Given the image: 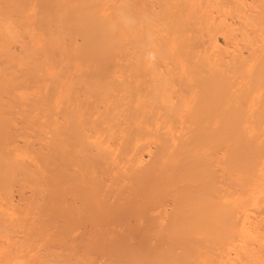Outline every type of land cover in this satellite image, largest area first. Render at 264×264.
<instances>
[{"label":"bare ground","instance_id":"obj_1","mask_svg":"<svg viewBox=\"0 0 264 264\" xmlns=\"http://www.w3.org/2000/svg\"><path fill=\"white\" fill-rule=\"evenodd\" d=\"M246 1L0 0V264L81 262L68 242L39 252L40 236L32 234L12 246L18 215L7 210L18 184L38 187L35 206L50 205L58 218L46 224L62 229L76 213L58 211L61 198L94 216L96 179L141 162L143 179L164 173L156 197H180L171 205V218L177 212L180 219L168 235L175 239L166 232L162 241L174 245L162 243L145 264H258L252 249L262 244L255 224L264 221V0ZM59 142L69 150H55ZM36 147L37 164L21 152ZM144 151H151L146 159ZM241 175L246 181L238 184ZM89 250L91 261L102 255L105 264L122 263L103 244Z\"/></svg>","mask_w":264,"mask_h":264},{"label":"rangeland","instance_id":"obj_2","mask_svg":"<svg viewBox=\"0 0 264 264\" xmlns=\"http://www.w3.org/2000/svg\"><path fill=\"white\" fill-rule=\"evenodd\" d=\"M247 3H248V0L246 1ZM249 2H250V0H249ZM27 20H28V18H26ZM26 20V21H27ZM72 80H75V78H72ZM46 131H48V130H46ZM56 135H58L56 132H54ZM44 134H46V133H44ZM48 134V133H47ZM191 135V132H188V135ZM49 135V134H48ZM185 135H187V134H185ZM58 137V136H57ZM60 137V136H59ZM58 137V138H59ZM185 137H187V136H185ZM184 137V138H185ZM190 137V136H189ZM26 138V137H25ZM24 138V139H25ZM23 139V140H24ZM30 139V141L31 140H33V139H31V138H29ZM28 138L26 139V140H29ZM186 139V138H185ZM187 139H190V138H187ZM186 139V140H187ZM22 140V139H21ZM22 140V141H23ZM59 140H61L60 138H59ZM180 140V139H179ZM35 141V140H34ZM181 141V140H180ZM40 142H42V141H40ZM39 142V143H40ZM46 142V141H45ZM60 144V146L59 145H57L56 147H55V150H57V151H60V149H61V151L60 152H65L66 150L68 151L69 149H67L66 147H64L65 145L64 144H61V142H59ZM176 143H179V142H177L176 141ZM42 144L43 145H45V143H44V141L42 142ZM153 143H151V145H152ZM150 145V146H151ZM59 146V150L57 149V147ZM147 148H149V149H145V150H151V151H153V146L152 147H147ZM35 149H37L38 150V147H36V148H34V150L32 149V150H24V149H21V152H23L22 154H23V156L25 157V159L26 160H29L28 162H32V163H36L37 164V162H36V160H35V153L34 152H36V150ZM34 151V152H33ZM41 151L43 152V153H46L47 152V150L46 149H44V148H42L41 149ZM150 151V152H151ZM28 152V153H27ZM32 152V153H31ZM50 152H51V148H50ZM142 152H143V150H142ZM150 152H148V151H144V153H143V156H144V159H146V156L148 155V153H149V155H150ZM214 152H215V150H214ZM213 152V153H214ZM219 153H221V152H223V153H225L226 154V156L228 157L229 155V153H231V150H229V151H225V150H221V152L220 151H218ZM227 152H229V153H227ZM30 153V154H29ZM147 153V154H146ZM211 153H212V151H211ZM215 153H217V151L215 152ZM218 154V153H217ZM146 155V156H145ZM34 157V158H33ZM234 157V159H235V156H233ZM230 158V157H229ZM232 159V158H231ZM231 159H228V160H231ZM223 162V161H222ZM141 163H143V162H141ZM141 163H138L137 165H135V164H131V166L130 165H126V166H120V168H116L114 171H112V170H110L109 172H107V174H105L104 175V177L103 176H101V177H99V178H97L96 179V181H97V184H100L99 186V189L96 191V192H94V193H92L91 194V196H92V203H93V206L95 207V213H96V215H94V216H92V214L90 213V212H87V211H84V210H78V208H79V206L81 205L80 203H78L77 201H75V203H72V205L71 204H68V203H65V202H63L61 199L59 200V202H58V206H57V210L58 211H65V210H68V209H70V208H73V210L75 211V216H74V218L73 219H71V220H69V221H66V222H64V226L62 227V229H59L60 227H57V228H55V227H53V226H49V225H47L48 224V222H54L55 220H57V214H56V211L54 210V209H52V208H48V207H50V205H48L47 207H46V210H45V208L44 209H42V210H40L39 208H37L36 206H35V203L37 202V195L35 194V193H33V190L35 189V188H38L36 185H26V184H23V183H20V184H18V189H17V187H15V188H13V190L15 191H13L14 193H12V197L10 198V201H12V203L10 204V205H8V203H6L10 208L7 210L13 217H12V219L14 218V216L15 215H18L17 217H18V219L15 221V219L17 218V217H15L13 220H14V226H15V231H14V233H13V237H12V240L10 241V243H13V241H15L13 244H12V246H18V245H21V244H24L23 242L25 241V243L26 242H28L29 240H30V237H31V235L33 234V235H37V236H40V239H41V241H40V243H39V247H38V249H39V252L40 251H43V250H45V249H50V250H54V248H55V246H56V243H58V242H62L64 245H66V243H67V245H68V247H66L68 250H70L71 251V249H72V251L73 250H75V258L77 259V260H81V262H79L80 264H89V262H90V264H91V262H93V264H99V263H106V261H104V259H105V257L104 258H102L103 256L102 255H95V257H92V260L93 261H91L89 258H88V256H86L87 254H86V252L88 253L90 250V247H91V249L94 247V246H96V245H98V244H103L105 247H107V248H112V249H114V251L116 252V253H118V255H120V256H122L123 257V259H122V263L123 264H145L146 262H148V259L150 260V259H153V257H155L156 256V254H159V253H162L161 251H163V248L167 245V243L168 244H172L173 243V239H175L174 238V235H173V237L172 238H170L168 235H172V228H173V225H174V223L175 222H177L178 220H180V219H178L177 221L175 220L176 219V215H177V212H175L176 213V215L174 216L173 215V217H175V219H174V221H173V219L171 218L172 217V208L173 207H175V209H176V206H175V204L173 205V203H175V201L178 203L179 202V200H180V197H179V194L178 193H172V195H171V193H168L167 195H166V199L164 198V196L163 195H158V197H156V195H157V192H158V194H159V191L161 190V188H160V185L161 186H163L164 187V185H165V183L162 181L163 180V174L161 175V173H160V171H155V174H153V176H152V178H150V179H143L142 177H141V172H140V170H142V169H145V167L144 166H146V162H144L143 164H141ZM204 163V162H203ZM221 163V162H220ZM225 163V162H224ZM38 164H39V162H38ZM218 164H219V161H218ZM223 166H224V164L223 163H221ZM140 165H143L142 167L140 166ZM204 164H202V166H203ZM220 165V164H219ZM217 166L218 167V169L219 170H221V166ZM225 165H226V163H225ZM128 166V169L129 170H127V167ZM223 166H222V168H223ZM121 167L123 168V169H121ZM140 167H141V169H140ZM225 167V166H224ZM126 168V169H125ZM138 168V169H137ZM226 168V167H225ZM224 168V169H225ZM120 169V170H119ZM140 169V170H139ZM161 169H162V171H163V169H164V171L166 170L165 168H162L161 167ZM122 170H125V171H122ZM137 170V171H136ZM223 170V169H222ZM221 170V171H222ZM118 173H117V172ZM163 171V172H164ZM132 172H134V173H136V174H133ZM110 175H109V174ZM113 173H115V174H113ZM123 173V174H122ZM140 175H138V174ZM156 173L158 174V175H156ZM116 174H117V176H119L118 177V179L116 178L115 180H114V177H117L116 176ZM113 175V176H112ZM161 177H160V176ZM112 176V177H111ZM125 176H128V177H125ZM129 176H130V178H129ZM103 177V178H102ZM111 177V178H110ZM122 177V178H121ZM141 178L139 181L137 180V178ZM155 177V178H154ZM240 177V176H239ZM242 177V178H241ZM241 177H240V181H238V184H241L242 182H244L243 181V179H245V181H246V175H241ZM119 178H121V179H123V180H121V179H119ZM129 178V179H128ZM136 178V179H135ZM154 178V180H152ZM157 178V179H156ZM103 179V180H102ZM114 181H113V180ZM132 179V180H131ZM137 180V181H135L134 182V180ZM101 180H102V182H101ZM144 180V181H143ZM152 182H151V181ZM109 181H110V183H109ZM117 181V182H116ZM123 181V182H122ZM128 181V182H127ZM132 181V182H131ZM147 181H150V182H147ZM160 181L161 182H163L164 184H162V183H160ZM98 182H100V183H98ZM116 183L117 185H115V184H113V183ZM120 182H122V183H120ZM133 182H134V184H133ZM158 182H159V184L160 185H156V184H158ZM168 182H170V180L168 179ZM125 183L127 184V185H125ZM139 183V184H138ZM141 183V184H140ZM153 183V184H152ZM246 183V182H245ZM244 183V184H245ZM131 184H132V187H131ZM149 184V185H148ZM241 185V186H238V188H240V187H242V188H240V189H244V188H246V185ZM112 185H114V186H112ZM125 185V186H124ZM135 185V186H134ZM139 185H141V186H139V188H141V189H143L144 190V188L145 187H147V188H145V190L143 191V190H141V189H139L138 188V186ZM147 185V186H146ZM152 185V186H151ZM181 184H179L178 186H180ZM25 186H26V188H25ZM66 187V185L65 184H61L60 185V188H62L61 190L62 191H67V189L65 190V189H63L64 187ZM116 186V188H114ZM134 186V187H133ZM153 186H155L154 188L155 189H153V188H151V187H153ZM89 187V186H88ZM87 187V188H88ZM122 188L124 191H122L121 189H119V188ZM137 187V188H136ZM149 187H150V189H153L154 191L152 192V191H149L148 192V190H150L149 189ZM182 187V186H181ZM19 188L21 189V190H19ZM127 188H128V190H127ZM130 188V189H129ZM137 190H139V191H137ZM237 188V187H236ZM237 188V189H238ZM17 189V190H16ZM132 189H134V190H132ZM158 189V190H157ZM239 189V190H240ZM30 190V191H29ZM119 190H121L122 191V194H121V192H119ZM136 190V191H135ZM146 190H147V192H146ZM157 190V191H156ZM19 191H21L20 193L22 194V192H23V194L21 195L20 193H19ZM24 191H25V193H24ZM110 191V192H109ZM32 192V193H31ZM64 192V193H65ZM118 192V193H117ZM126 192V193H125ZM133 192V193H132ZM141 194H139V193ZM145 192V193H144ZM152 192V193H151ZM154 192H156V195H155V193ZM126 194V195H124V194ZM149 193V194H148ZM13 194H14V196H13ZM16 194V195H15ZM20 194V195H19ZM25 194V195H24ZM112 194V195H111ZM135 195V196H133V195ZM19 195V196H18ZM29 195V196H28ZM33 195V196H32ZM36 195V196H35ZM62 195H63V193H62ZM128 195V196H127ZM139 195V196H138ZM142 195H144L143 197H142ZM174 195V196H173ZM176 195H178V196H176ZM35 196V197H34ZM114 196V197H113ZM125 196V197H124ZM130 196H133V197H130ZM149 196V198H147V197ZM151 196V197H150ZM159 196H160V198L161 199H164L165 200V204H164V201L163 200H161V199H159ZM167 196H171V198H168ZM25 197V198H24ZM109 197V198H108ZM115 197H118V198H115ZM136 197H137V199H136ZM141 197V198H140ZM152 197H156V199L158 198V204H157V200H156V203H155V200H154V198L151 200V198ZM163 197V198H162ZM179 197V198H178ZM14 198V199H13ZM32 198V199H31ZM69 198V197H68ZM71 198V201L73 200V197H70ZM119 198H120V200H119ZM126 198V199H125ZM128 198H130V199H128ZM143 198H146V199H143ZM177 198V199H176ZM25 199V200H24ZM93 199H95V201L93 200ZM113 199V200H112ZM125 199V200H124ZM128 199V200H127ZM138 199H140V200H138ZM149 199V200H148ZM173 199V200H172ZM16 200V201H15ZM24 201L23 202V206L22 205H20L18 208H15L16 206H18L19 205V203H20V201ZM30 200V201H29ZM119 200V201H118ZM142 200H145L144 202L142 201ZM167 200H168V202H167ZM13 201H14V203H13ZM32 201V202H31ZM34 201H35V203H34ZM115 201H118L117 203H113V202H115ZM132 201V202H131ZM138 201H140L139 203H138ZM151 201H153L152 203L153 204H155V205H153L152 203H151ZM2 202H3V204L1 205V206H3V207H1L0 206V209L1 210H6V207L4 208V202L5 201H3L2 200ZM27 202H28V204H27ZM95 202V203H94ZM122 203V205H121V203ZM131 202V203H130ZM163 202V203H162ZM170 202V203H169ZM173 202V203H172ZM18 203V204H17ZM111 203H113V204H111ZM169 203V204H168ZM26 204V205H25ZM79 206H78V205ZM142 204V205H141ZM157 204V205H156ZM160 204V205H159ZM161 204L163 205V206H161ZM33 205V206H32ZM119 205V206H118ZM120 205L122 206V207H120ZM152 205V206H151ZM169 205V206H168ZM173 207H172V206ZM177 205V204H176ZM65 206V207H64ZM78 206V207H77ZM115 206V207H114ZM155 206V207H154ZM160 206H161V209H160ZM167 208H166V207ZM11 207H12V209H11ZM65 209H64V208ZM118 207H120V208H118V210H117V208ZM154 207V208H153ZM159 207V209L157 210V208ZM165 209H164V208ZM262 206H260V207H258V208H261ZM20 208V209H19ZM23 208H24V210H23ZM47 208H48V210L49 209H51L50 210V212L51 213H49V211L47 210ZM76 208H77V210H76ZM152 208V209H151ZM156 208V209H155ZM171 208V209H170ZM15 209H17V210H19V211H17V210H15ZM62 209V210H61ZM153 209H155V211L153 210ZM175 209H173L174 211H175ZM262 209V208H261ZM11 210V211H10ZM22 210V211H21ZM27 210V212H23V211H26ZM32 210V212L33 213H30V211ZM43 210H45V211H43ZM152 210H153V213H155L156 211L158 212L159 210V212H161V214H159V215H157L156 213H155V215H156V217H155V215L154 214H152ZM169 210H170V212H169ZM263 210H264V207H263ZM15 211V212H14ZM21 211V212H20ZM43 211V212H42ZM163 211H164V213L166 212V214H164L163 213ZM21 213V215H19L20 213ZM42 212V213H41ZM48 212V213H47ZM87 212V213H86ZM151 212V213H150ZM264 212V211H263ZM15 213H17V214H15ZM19 213V214H18ZM22 213H23V217H22ZM25 213V214H24ZM26 213H28L29 214V216H28V214H26ZM40 213V214H39ZM54 215H53V214ZM83 213V214H82ZM170 213V214H169ZM150 214V215H149ZM165 216V217H163V215ZM26 215V216H25ZM32 215H34V216H32ZM38 215V216H37ZM40 215V216H39ZM52 215V216H51ZM162 216V222H161V219H159L161 216ZM168 215H170V217L168 216ZM149 216V217H148ZM152 216V217H151ZM154 216V217H153ZM158 216V217H157ZM180 216V215H179ZM179 216H177L178 218H179ZM191 215L190 214H188L187 215V217H190ZM34 217V218H33ZM50 217V218H49ZM166 217H168V218H166ZM24 220H23V219ZM26 218V219H25ZM52 218V219H51ZM56 218V219H55ZM153 218V219H152ZM156 218V219H155ZM165 218V219H164ZM170 218H171V220H170ZM262 218L264 219V213L262 214ZM44 219H46V220H44ZM29 222H28V221ZM48 220V221H47ZM152 220V221H151ZM157 220V221H156ZM159 220H160V223H162V224H164L163 226H162V224L161 225H159L160 223H159ZM165 221V223H164V221ZM170 220V222H169V224H171L172 223V225H170V229H169V225H168V221ZM42 221V222H41ZM153 221H154V223H153ZM157 223H156V222ZM263 221V220H262ZM18 222H19V224H18ZM31 222V223H30ZM150 222V223H149ZM180 222V221H179ZM22 223V224H21ZM27 223H28V225H27ZM30 223V224H29ZM43 223V224H42ZM47 223V224H46ZM69 223V224H68ZM71 223H72V225H71ZM152 223V224H151ZM155 223H156V225H155ZM178 223V222H177ZM46 224V226L45 227H42V226H44ZM79 224V225H78ZM151 224V225H150ZM20 225V226H19ZM25 227H24V226ZM36 225V226H35ZM41 225V226H40ZM67 225V227H65ZM257 227H258V225H259V227H260V232H261V238H263L262 240L264 241V221L263 222H261L260 224H259V222H256V224H255ZM29 226V227H28ZM68 226L70 227V228H68ZM97 226V227H96ZM156 226V227H155ZM165 226V228H163ZM168 228H167V227ZM21 227V228H20ZM27 227V228H26ZM160 227V228H159ZM45 228V229H44ZM51 228V229H50ZM64 228H66V229H64ZM151 228V229H150ZM21 231H20V230ZM25 229V230H24ZM27 229H28V233H30L31 232V234H29L28 235V233L26 232L27 231ZM49 229V230H48ZM59 229V230H58ZM68 229H69V231L71 232H67L68 231ZM157 229H159V231L157 230ZM17 230V231H16ZM44 230V231H43ZM46 230V231H45ZM48 230V231H47ZM64 230V231H63ZM66 230V231H65ZM153 230H156L157 232L155 233V231H153ZM161 230H163V231H161ZM167 230H169V234H168V231ZM33 231V232H32ZM20 232H21V234H23V235H21L20 234ZM64 232V233H63ZM65 232L67 233V234H65ZM162 232V233H161ZM166 232H167V238L169 239V242H172V243H169V242H167V243H164V242H166L168 239L165 237L166 235ZM170 232H171V234H170ZM48 233V234H47ZM63 233V234H62ZM96 233V234H95ZM155 233V234H154ZM159 233H161V236H160V234ZM25 234V235H24ZM27 234V235H26ZM63 236H62V235ZM164 234V235H163ZM44 235V236H43ZM157 235H159V236H157ZM21 236V237H20ZM47 236V237H46ZM156 236H157V238H161L160 240H158L157 238H156ZM28 237V238H27ZM63 237V238H62ZM155 237V238H154ZM163 237V238H162ZM18 238V239H17ZM83 238V239H82ZM89 238V239H88ZM100 238V239H99ZM152 238V239H151ZM166 238V239H165ZM200 238V236H198V238H196V239H199ZM5 240H6V238H4ZM21 239H25V240H22V242H21ZM27 239V240H26ZM62 239V240H61ZM79 239V240H78ZM103 239V240H102ZM165 239V240H164ZM176 239H177V237H176ZM7 240H9V239H7ZM17 240H19V241H17ZM73 240V241H72ZM45 241V242H44ZM64 241V242H63ZM147 241V242H146ZM153 242V246H152V244H151V242ZM157 241V242H156ZM162 241H164V242H162ZM178 241V239L176 240V242ZM262 241V244L258 247V246H253V249H252V252H253V256H254V258L255 259H259L258 261H255L256 263H258V264H264V248L262 247V246H264V242ZM43 242V243H42ZM123 242V243H122ZM54 243V244H53ZM74 243V244H73ZM125 243V244H124ZM162 243H163V245L164 244H166L165 246H163L162 245ZM175 243V242H174ZM16 244V245H15ZM85 244V245H84ZM151 244V245H150ZM176 244V243H175ZM66 245V246H67ZM92 245V246H91ZM126 245V246H125ZM128 245H129V247H128ZM160 245V246H159ZM172 245H174V244H172ZM80 246V247H79ZM83 246V247H82ZM89 246V247H88ZM117 246V247H116ZM168 246H170V245H168ZM75 247V248H74ZM116 247V248H115ZM120 247H121V249H120ZM127 247V248H126ZM162 247V248H161ZM81 250H80V249ZM119 248V249H118ZM161 248V249H160ZM257 248H258V250H257ZM79 249V250H78ZM129 249V250H128ZM261 249V250H260ZM87 250V251H86ZM89 250V251H88ZM121 250V251H120ZM149 250H150V252H149ZM258 252H257V251ZM147 251V252H146ZM156 251V252H155ZM256 251V252H255ZM263 251V252H262ZM78 252V253H77ZM80 252V253H79ZM125 252V253H124ZM85 253V254H84ZM127 253V254H126ZM257 253V254H256ZM80 257H79V256ZM124 255V256H123ZM128 255V256H127ZM150 255V256H149ZM152 255V256H151ZM155 255V256H154ZM76 256H78V257H76ZM84 256V258H82ZM257 256V257H256ZM149 257V258H148ZM79 258V259H78ZM81 258V259H80ZM87 258V259H86ZM140 258V259H139ZM142 259V260H141ZM90 260V261H89ZM138 260V261H137ZM84 262V263H83ZM254 262V261H253ZM121 263V264H122ZM235 264H237V263H235ZM238 264H240V263H238ZM247 264V263H246ZM248 264H251V263H248Z\"/></svg>","mask_w":264,"mask_h":264}]
</instances>
